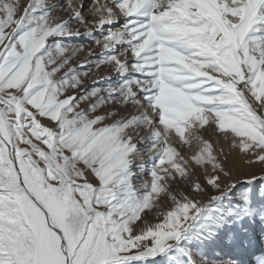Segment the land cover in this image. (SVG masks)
<instances>
[{
  "label": "snow or ice",
  "instance_id": "1",
  "mask_svg": "<svg viewBox=\"0 0 264 264\" xmlns=\"http://www.w3.org/2000/svg\"><path fill=\"white\" fill-rule=\"evenodd\" d=\"M257 167L264 0H0V264H209Z\"/></svg>",
  "mask_w": 264,
  "mask_h": 264
},
{
  "label": "rangeland",
  "instance_id": "2",
  "mask_svg": "<svg viewBox=\"0 0 264 264\" xmlns=\"http://www.w3.org/2000/svg\"><path fill=\"white\" fill-rule=\"evenodd\" d=\"M96 34L99 35V33ZM84 43L91 42L84 40ZM96 51L99 52V49H96ZM84 58V56H79L75 63H80ZM205 136L207 138L208 134L205 133ZM185 155H187V153H185ZM239 169L240 168H232L228 170L236 174ZM259 175L260 174L255 177L252 183L247 182L249 178L253 179L252 176H240L235 187L231 188L219 201L210 202L208 197L202 198V203H210L209 209L212 208V210L215 211L213 214H216L217 211L219 225L212 226L211 233H207L212 236L214 232L212 240L205 242V240H197L199 238L189 236L188 239L183 241L185 247L189 249L195 257L200 259L207 258L209 264H226L229 260H231L230 263L232 262L231 256L234 257L233 261L237 257L241 259L247 258L243 255L245 250H242V243L246 240L249 245H252V243L256 241L257 245L261 244V246L264 247V239L262 237L263 231L260 230V224L258 225L259 220L256 217H250L249 213L246 211V207L255 210L258 197H262L263 192L261 191L264 187V181L258 179ZM227 183H231V181H227ZM212 194L218 193H212L211 189H209V195ZM249 218L252 219L253 222H251ZM233 223L237 230L233 231L234 228H231ZM256 251H258V249H256L255 252ZM260 254L262 253H258L257 259L261 258ZM252 255L253 254H251V256ZM244 260L247 261L248 259ZM147 264H187V260L180 254L174 256L172 253H167L160 255L158 260H149ZM196 264H199V260H197Z\"/></svg>",
  "mask_w": 264,
  "mask_h": 264
},
{
  "label": "bare ground",
  "instance_id": "3",
  "mask_svg": "<svg viewBox=\"0 0 264 264\" xmlns=\"http://www.w3.org/2000/svg\"><path fill=\"white\" fill-rule=\"evenodd\" d=\"M235 165H236L235 168H246V166L242 164V162H241V160L239 158H235ZM225 166L228 169L234 168L232 163L226 164ZM254 171L257 173V175L260 174L258 177L264 176V172L260 171V168L259 167L255 168ZM232 182L233 181H231V183ZM235 182L237 183V181H235ZM261 192H263V194H262V197H260V196L258 197L257 202L255 204V210L254 209H249L248 207H246V211H247V213H249V216L250 217H256V218H258V220H259L258 221L259 222L258 225L260 224V227H261L260 230L263 231L262 237L264 239V200H263V198H264V187H263V190ZM208 212L211 213V214H213V212H215V211H213L212 208H210V209H208ZM207 214L208 213H205V215H207ZM213 215L217 217L218 216L217 215V211H216V214H213ZM250 221L253 222L252 219H250ZM206 223H208V222L206 220H204L203 218L201 220H199L197 222L198 227L197 228H193L191 230V232L188 234V236L195 237V238L199 237V239H197V240H205V242L208 241V240H212L213 237H214V232H213L212 236L211 235H208L205 232H203L202 226L204 224H206ZM214 226L215 225H213V227ZM231 226H232L231 228H234L233 231L234 230H237V228L235 227L234 223ZM242 248H243L242 250H245L243 252V255L246 256L247 258H242L241 259V258H238L237 257L233 261V258L234 257L231 256L230 258H232V262L230 263L231 260H229L228 262H226V264H264V247L261 246V244H258L257 245L256 244V241H255V242L252 243V245H249V243L246 240L245 242L242 243ZM256 249H258V251H256L257 253L255 252ZM258 253H262V254H260L261 255V258L260 259H257L256 258L257 255H258ZM251 254H253V255L251 256ZM159 258H160V255L156 256L154 259H151V260H158ZM244 259H248V260L245 261Z\"/></svg>",
  "mask_w": 264,
  "mask_h": 264
}]
</instances>
